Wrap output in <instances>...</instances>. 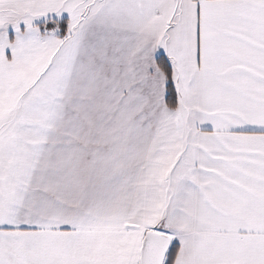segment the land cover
<instances>
[{"label":"snow or ice","instance_id":"6c2138e0","mask_svg":"<svg viewBox=\"0 0 264 264\" xmlns=\"http://www.w3.org/2000/svg\"><path fill=\"white\" fill-rule=\"evenodd\" d=\"M0 264H264V0H0Z\"/></svg>","mask_w":264,"mask_h":264}]
</instances>
